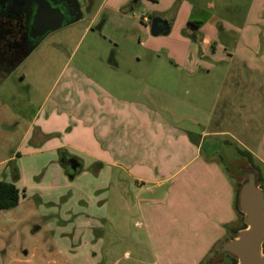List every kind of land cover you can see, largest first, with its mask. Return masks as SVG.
<instances>
[{"label":"crops","instance_id":"1","mask_svg":"<svg viewBox=\"0 0 264 264\" xmlns=\"http://www.w3.org/2000/svg\"><path fill=\"white\" fill-rule=\"evenodd\" d=\"M129 1L102 0L88 22L84 23L82 28H78L82 29L81 34L87 38L85 50L79 60L80 66L76 68L78 72L67 74L72 54L67 58L68 62H65L67 59L64 56L63 69L54 78V85L62 78L65 83L60 94L51 102L49 92L41 103L35 106L31 92L37 90V87L24 83L26 79L24 73L18 72L27 58L12 71L0 76V87L9 85L10 87L5 90L9 89V93L11 92L8 99L3 101L4 106L10 112L16 113L17 120L11 129L21 130L20 135L11 132L5 134L6 140L10 142H14L15 137L16 144H10L13 149L9 153L10 156L4 160L5 168L2 169V175L5 177L0 180L11 182L8 165L13 163L19 175L15 186L23 194V198L27 186L31 190V196L41 197L48 194L49 185L41 184L42 182L35 184L33 181V177L39 176L41 172L46 176L50 175L51 171L60 170L63 172L62 178H66L63 168L59 166L61 155H78L77 158L83 160L79 179L85 174L89 175L88 173L98 177L103 170H120L121 160H126V168H123L137 181V187L142 189L143 184L148 183L155 188L167 186L171 191L173 181L177 180L183 193L178 197L184 201L187 190H190L191 186L197 187L191 184L195 178L194 172L189 171L190 167L187 166L194 161L197 162L201 157L204 160L199 162L201 167H205L208 165L206 163L213 160H211L213 152L208 151L211 155H201V145L203 147L204 140L208 138H225V142L222 143H226L228 149L238 146L242 152L251 155L257 166L264 169V0H259L261 3L259 6L255 5L247 22L243 23L244 26L238 27L235 40L230 44H220L218 41L219 36L227 32L226 28L219 26L215 29L198 20H187V12L190 9L186 8L183 13L178 7L173 9L177 0H144L154 14L149 17L148 23L142 21L140 24L130 12L141 5V0L132 7L128 6ZM155 17L168 22L167 34H151V19ZM243 33L246 37L248 35V40L245 49L238 51L240 39L244 37ZM66 42L62 45L65 46ZM227 44L230 48H226ZM169 45L175 46L173 51L176 55L181 54L178 61L172 63L178 69L184 70L186 73L181 77H186L192 83L200 72L198 69L200 61L205 59L210 61L205 76H208L217 65L226 66L220 76L224 82L220 95L228 97V108H231L230 111L234 109L233 113L237 115L234 120L229 119V122L225 121L221 126L213 124L214 119L219 117L213 118L211 115L221 96L215 98L208 112L203 108H193L188 102H181L183 108L193 109L190 113L183 111L178 117L171 118V123H177L182 134L169 138L168 129L173 127L169 125L166 116H169L171 111L164 107H156L158 105L153 102L154 96L161 98V91L153 81L155 76L151 70V66L156 65L160 54L164 49H168ZM39 46L34 53L39 50ZM57 47L56 45L54 48L53 57L60 55ZM208 50L210 53H207ZM204 51L209 57H206ZM55 60H57L55 57L48 60L46 68L55 63ZM90 63L97 64L99 71L97 68L91 70ZM235 69L240 70V73L233 79L231 76ZM77 74L84 77V84L79 88L75 82ZM42 78L43 73H40L37 81L39 79L41 81ZM72 87L75 92L72 91ZM20 90H23L22 94ZM26 93L25 103L21 98ZM164 103L165 101L162 104ZM236 103L239 104L238 107H235ZM23 105H29V108ZM27 109L33 110L26 111ZM191 113L193 115L190 118ZM153 127L158 130V142L150 139ZM256 127H259V130L255 135L244 132L247 128L251 131V128ZM190 128L197 129L196 135L187 133L186 130ZM213 128L215 130L208 131ZM215 142L216 140L213 142L214 145ZM222 143L217 144L221 146ZM179 144L182 146L185 144L182 152L183 149L185 153L187 150L190 151V157L183 162L184 165L173 172L170 171V164L173 169V165L178 164L179 158L183 156L181 150L177 151V147L181 148ZM121 155H126V158ZM226 170L234 179L228 167ZM229 189L228 199L224 203H227L232 219L230 221L229 217L226 220V226L229 221L231 224L237 221L233 214L235 191ZM193 195L195 194L191 192V195L188 193L187 196L191 202L194 199ZM171 198L170 194L164 193L160 200L145 201L143 206L139 201L140 224L151 244L157 237L158 226L155 225H158L160 216L169 213L167 211L169 204H172ZM230 229L228 231H231ZM238 229L240 228L235 230ZM224 233L222 229L214 243H217Z\"/></svg>","mask_w":264,"mask_h":264},{"label":"rangeland","instance_id":"2","mask_svg":"<svg viewBox=\"0 0 264 264\" xmlns=\"http://www.w3.org/2000/svg\"><path fill=\"white\" fill-rule=\"evenodd\" d=\"M95 1L97 4H94L85 22L69 25L49 34L41 42L39 50L31 53L32 55L27 57L25 64L18 70L25 75L24 83L37 87V90L31 92L35 106H38L49 92L50 102L60 94L65 81L60 78L58 84L54 85V78L63 69L64 56L67 59L72 54V60L65 61L69 66L67 74L78 72L76 68L80 66L79 60L87 43V38L81 34L82 29L78 30V28H82V25L88 22L102 0ZM131 2L132 0L129 1V6ZM140 3V6L130 12L138 24L142 22V16L149 18L154 14L146 5L147 2L141 0ZM176 3L173 9L178 7L181 13L185 12L186 8L190 9L187 12V20H198L215 29L219 26L226 28L227 32L219 36L218 41L220 44H230L235 40L238 27L244 26L255 5L259 6L260 2L259 0H177ZM243 35L238 51L245 49L244 46L248 40V35L247 37L246 34L243 33ZM64 42H66L65 46L62 45ZM229 44L226 48H230ZM56 45L60 55L63 54V56L54 55L57 60L46 68L47 61L54 58ZM174 47L169 45L168 49H164L156 65L151 66L152 74L155 76L153 81L161 91V98L156 95L153 102L158 105L156 107H164L171 111L170 115L166 116L169 125L173 127L168 129L169 138L182 134L178 130L177 123H171V118L178 117L183 111L190 113L193 108H203L208 112L217 96L221 97L211 116L219 118L214 119L213 124L221 126L225 121L229 122V119L234 120L237 115L233 113L234 109L230 111L231 108H228V97L224 94L220 95L224 84L220 76L226 66L217 65L213 71L209 72L211 76L210 74L205 76L210 61L202 60L198 64L200 70L198 77L192 83L186 77H181L186 72L173 64L181 57L180 53L176 55L173 51ZM203 53L206 54L205 51ZM207 53L210 51L208 50ZM206 57L209 56L206 54ZM89 67L91 70L97 68L96 70L99 71L97 64L90 63ZM236 71L237 69L232 72L233 79L239 76L240 70L237 74ZM40 73H43V78L38 82L37 76ZM258 77L259 75L256 78ZM75 82L79 88L84 84V77L77 74ZM9 87V85L0 87V179L5 177L2 175V169L5 168L4 160L10 156L9 153L13 149L10 144H16L15 137L14 142H10L6 140L5 134L11 132V134L20 135L21 132L19 128L11 129L17 120L16 113L10 112L4 106L3 101H6L11 94L9 89L5 90ZM20 91L22 94L23 90ZM72 91L75 92L73 87ZM21 99L26 103L27 93L22 95ZM164 101L165 103L162 104ZM181 102H188L193 108H183L180 105ZM23 106L29 108V105ZM238 106L239 104L236 103L235 107ZM32 108L34 109L33 104ZM192 115L191 113L190 118ZM258 128H251V131L247 128L244 132L255 135ZM210 130L215 128L208 129ZM186 131L190 135L192 133L196 135L197 129L190 128ZM157 132L158 130L153 127L150 139L154 142L159 141ZM214 140H216L215 145ZM218 142H225V138H208L204 140L203 147L201 145V155H211L208 151L213 152L211 157L213 160L206 163L208 165L205 167L199 165L200 161H204L201 157L197 162L194 161L187 166V168L190 167L189 171L194 172L195 178L191 184L200 189L191 186V191L187 190L185 201L178 197L183 193L177 180L173 181L171 191L167 186L155 188L148 183H144L142 189L137 187V181L123 168H126V160H121L120 170H103L98 177L88 173L89 175L85 174L79 179L80 172L73 180H70L67 176L62 178L63 172L60 170L51 171L52 174L46 176L41 172L39 176L33 177V181L35 184L42 182L41 184L50 186L46 196H31V190L27 186L25 198L21 199L16 208L0 211V264H231L230 256L216 258L217 252L222 243L231 239L232 230L241 228L243 219L235 208H232L237 221L231 224L229 207L224 201L228 199L229 188L236 193L238 183L242 184L245 178L241 174L238 175L239 177L234 174L236 179L230 177L226 170L227 160L222 161V157L226 156L224 153L228 149L227 144L222 143L219 146ZM179 145L181 148L177 147V151L181 150L183 156L179 158L178 164L173 165V169L170 164V171L173 172L184 165L183 162L190 157V151L187 150L185 153L183 149L182 152L185 144ZM234 149L242 151L238 146ZM227 155H229L228 152ZM71 156L78 157V155ZM121 156L126 158V155ZM240 156L239 161L246 160L245 157L242 159L243 157ZM78 159L80 161L78 168L82 169L83 160L80 157ZM252 167L257 170L260 179L258 185L264 192V169L257 166L253 160L251 165L247 163L242 168ZM200 190L202 191L199 193ZM191 192L195 194L192 202L187 198L188 193L191 195ZM164 193L171 195L172 204H169L167 211L169 213L162 214L157 222L158 225H155L158 226L157 237L151 244L140 224L139 201L143 206L145 201L160 200ZM183 201L184 203L181 204ZM132 205H134L133 208ZM152 214L150 218L153 217ZM229 217L230 221L226 226V220ZM222 229L225 231L224 236L214 243V239Z\"/></svg>","mask_w":264,"mask_h":264},{"label":"flooded vegetation","instance_id":"3","mask_svg":"<svg viewBox=\"0 0 264 264\" xmlns=\"http://www.w3.org/2000/svg\"><path fill=\"white\" fill-rule=\"evenodd\" d=\"M137 2L132 0L130 5ZM94 4L95 0H0V76L12 71L35 50L51 34L41 39V33L52 27L56 20L61 19L62 28L85 22ZM235 152L232 148L227 149L222 161L227 160L229 172L239 177V171L247 161H239L241 154ZM72 158L75 157L61 155L64 172L75 178L81 169L72 170Z\"/></svg>","mask_w":264,"mask_h":264},{"label":"water","instance_id":"4","mask_svg":"<svg viewBox=\"0 0 264 264\" xmlns=\"http://www.w3.org/2000/svg\"><path fill=\"white\" fill-rule=\"evenodd\" d=\"M62 27L61 19L56 20L52 27L41 33V39L46 34L55 32ZM168 30L167 21L156 17L151 19L150 31L152 35H164L167 34ZM61 162L64 164L63 159ZM70 163L74 171L80 166L75 158H72ZM239 172L244 176L245 181L240 185L237 205L239 212L243 215L245 228L240 229L231 239L222 243L216 258L228 255L236 259V264H264L262 251L264 243V192L258 185L257 173L254 169L242 168ZM67 177L70 180L74 179L73 175Z\"/></svg>","mask_w":264,"mask_h":264},{"label":"trees","instance_id":"5","mask_svg":"<svg viewBox=\"0 0 264 264\" xmlns=\"http://www.w3.org/2000/svg\"><path fill=\"white\" fill-rule=\"evenodd\" d=\"M239 153L241 154L242 157H245V159L249 165L252 164L251 155H249L246 152H242V151H239ZM8 166L10 169L11 182H6L4 180H0V211H8V210H12V209L16 208L18 206L19 202L21 201V199H23V194L15 186V183L19 180L18 170L13 163H9ZM59 166L61 168L64 167V164L61 162V156L59 157ZM251 169H254L257 173V170L255 168L252 167ZM64 174H65V176H67L66 173H64ZM231 175L234 176V173H232ZM234 178H235V176H234ZM259 181H260V179H259L258 173H257V182H259ZM240 185L241 184H239V183L237 185L238 187H237V190L235 193L234 207H235V210L238 213V215L243 219V215H242V213L239 212L238 205H237L238 191H239ZM243 228H245L244 223H242V226L240 229H243ZM239 230H233L231 233L232 234L231 238ZM262 251L264 254V243L262 245ZM230 258H231L232 264H236V262H237L236 259L233 257H230Z\"/></svg>","mask_w":264,"mask_h":264},{"label":"built area","instance_id":"6","mask_svg":"<svg viewBox=\"0 0 264 264\" xmlns=\"http://www.w3.org/2000/svg\"><path fill=\"white\" fill-rule=\"evenodd\" d=\"M142 21L144 23H148L149 22V18L145 17V16H142Z\"/></svg>","mask_w":264,"mask_h":264}]
</instances>
